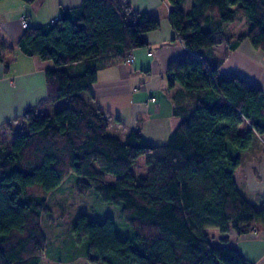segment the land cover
Listing matches in <instances>:
<instances>
[{
    "label": "trees",
    "instance_id": "trees-1",
    "mask_svg": "<svg viewBox=\"0 0 264 264\" xmlns=\"http://www.w3.org/2000/svg\"><path fill=\"white\" fill-rule=\"evenodd\" d=\"M167 2L169 23L187 52L166 70L167 87L179 86L171 98L179 124L164 146L149 144L137 131L123 141L106 135L111 118L91 96L97 71L146 46L144 34L159 27L157 19L129 0H81L20 35L22 54L53 62L39 107L65 105L50 114L28 109L0 128V264L41 263L47 197L71 174L81 178L80 192L118 206L131 230L120 238L109 218L78 216L71 231L77 242L87 241L90 264H252L236 249L214 247L203 230L225 234L230 227L237 236L264 230V208L255 209L233 179L243 153L264 134V95L238 76L220 78L223 59L212 52L247 38L264 54V0ZM241 22L246 34L225 28ZM74 64L82 72L63 69ZM244 121L250 129L239 133ZM140 156L148 171L137 177L130 168ZM107 174L116 177L113 184L106 183Z\"/></svg>",
    "mask_w": 264,
    "mask_h": 264
},
{
    "label": "crops",
    "instance_id": "crops-1",
    "mask_svg": "<svg viewBox=\"0 0 264 264\" xmlns=\"http://www.w3.org/2000/svg\"><path fill=\"white\" fill-rule=\"evenodd\" d=\"M129 1L136 11L157 19L159 27L144 34L146 46L132 49L125 60L97 71L91 96L109 114V128H115L116 138L123 141L128 132L137 131L149 144L164 146L179 124V119L172 114L171 100L179 86L167 87L166 70L171 61L181 58L187 50L169 23L171 5L167 0ZM80 2L35 0L26 4L21 0L0 1V128L9 122L14 124L26 110L39 107L47 93L45 71L53 67L44 65L46 61L37 57L25 56L17 47L25 29L21 18L26 17L29 26L43 25L52 22L61 7H76ZM234 24L238 25L239 31L232 30V35L248 31L244 23ZM212 52L223 59L219 69L222 78H243L258 86L264 95V54L247 38L234 49L220 44L213 46ZM77 66L63 69L70 68L66 70L71 73L69 70ZM56 105L39 108H47L45 114H50ZM248 129L250 124L244 121L237 130L243 133ZM233 179L237 190L255 209L264 208V134L257 135L252 146L243 153ZM254 232L255 235L237 236L230 227L225 234L213 228L203 230L210 239L221 244L220 239L226 236L228 241L223 245L236 249L252 264H264V230L255 228Z\"/></svg>",
    "mask_w": 264,
    "mask_h": 264
},
{
    "label": "rangeland",
    "instance_id": "rangeland-1",
    "mask_svg": "<svg viewBox=\"0 0 264 264\" xmlns=\"http://www.w3.org/2000/svg\"><path fill=\"white\" fill-rule=\"evenodd\" d=\"M188 9L189 4L183 5ZM228 32L239 27L236 24H226ZM49 63V64H48ZM52 61H46L44 65L53 66ZM81 66L74 67L72 72L80 73ZM222 78L221 74H218ZM65 105L63 100L57 102V107ZM47 108H42L45 113ZM26 131V126L19 125ZM106 135L115 137V128H108ZM135 176H145L148 171V164L145 156L137 158L135 164L130 168ZM116 177L107 174V184H113ZM80 177L69 175L61 185L52 190L46 200L47 211L42 215L41 228L46 237V247L42 254L41 264H90L86 259L87 241L77 242L71 229L80 215H86L89 220L101 222L107 218L113 221L115 232L120 238H127L131 234L130 227L126 225L121 216L120 208L113 204L104 203L93 192L82 193L78 188ZM255 235V232H254ZM214 247L225 246L217 240L210 239Z\"/></svg>",
    "mask_w": 264,
    "mask_h": 264
},
{
    "label": "built area",
    "instance_id": "built-area-1",
    "mask_svg": "<svg viewBox=\"0 0 264 264\" xmlns=\"http://www.w3.org/2000/svg\"><path fill=\"white\" fill-rule=\"evenodd\" d=\"M21 20H22V24H23V27L24 28H26V27L29 26V22L26 20V17H22ZM128 60L129 61H132V58L131 57H128ZM251 233H254V229L253 228L250 230V233L249 234H251Z\"/></svg>",
    "mask_w": 264,
    "mask_h": 264
}]
</instances>
